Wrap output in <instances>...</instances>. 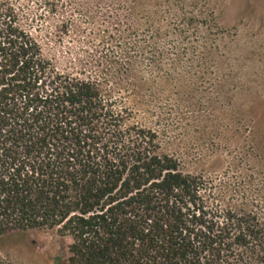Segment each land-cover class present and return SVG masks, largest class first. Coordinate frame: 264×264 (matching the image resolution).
Masks as SVG:
<instances>
[{"label": "trees", "instance_id": "16d2710c", "mask_svg": "<svg viewBox=\"0 0 264 264\" xmlns=\"http://www.w3.org/2000/svg\"><path fill=\"white\" fill-rule=\"evenodd\" d=\"M110 92L58 71L0 0V238L56 231L62 264H264L257 211L223 207Z\"/></svg>", "mask_w": 264, "mask_h": 264}, {"label": "rangeland", "instance_id": "374dc122", "mask_svg": "<svg viewBox=\"0 0 264 264\" xmlns=\"http://www.w3.org/2000/svg\"><path fill=\"white\" fill-rule=\"evenodd\" d=\"M2 1L58 71L100 80L157 153L264 219V0ZM70 243L13 232L0 264H62Z\"/></svg>", "mask_w": 264, "mask_h": 264}]
</instances>
